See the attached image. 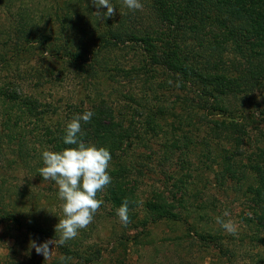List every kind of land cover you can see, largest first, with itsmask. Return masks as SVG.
Listing matches in <instances>:
<instances>
[{
  "label": "trees",
  "instance_id": "trees-1",
  "mask_svg": "<svg viewBox=\"0 0 264 264\" xmlns=\"http://www.w3.org/2000/svg\"><path fill=\"white\" fill-rule=\"evenodd\" d=\"M141 2L143 10L132 11L110 0L116 15L104 18L97 11L107 9L91 0H0V222L35 240L59 238L63 216L43 214L62 202L55 182L38 173L42 152L74 147L64 144L66 125L90 110L82 139L112 157L111 184L97 198L115 213L127 199L128 225L141 221L134 200L150 166L144 150L163 134L161 162L194 152L214 173L213 188L232 189L247 209L239 245L248 238L264 245V133L250 142L241 98L264 90V0ZM211 139L225 144L213 147ZM163 193L147 203L145 220L183 219L162 204ZM200 200L187 211L200 209ZM80 231L58 246L57 264L99 261L101 249ZM237 248L224 252L229 260ZM258 260L264 264V254Z\"/></svg>",
  "mask_w": 264,
  "mask_h": 264
},
{
  "label": "rangeland",
  "instance_id": "rangeland-1",
  "mask_svg": "<svg viewBox=\"0 0 264 264\" xmlns=\"http://www.w3.org/2000/svg\"><path fill=\"white\" fill-rule=\"evenodd\" d=\"M31 6L34 7L35 4ZM241 98L244 102L245 114L251 115L249 122L252 124L248 125L251 142L256 140L259 133H264V90L251 94L248 98ZM241 101L234 99L231 104L235 105ZM140 118L141 116L138 121ZM208 119L202 120V128H208ZM245 119L243 118L241 122L245 123ZM205 135V129H202L200 137ZM250 135L248 134L247 138ZM211 141L213 147H216L215 141H218L220 146H223L222 143L225 144L222 140L211 139ZM163 142V134H160L149 143L150 149L144 150L148 153L150 163L147 165L150 166L144 182L138 189L139 195L134 200L141 212V221L134 227L130 225L125 227L112 210L111 204L104 202L106 210L97 213L98 216L93 220L94 229L90 231L92 223L88 228L82 229L91 235L88 241L96 243V247L102 251L96 264H262L258 262L261 254H264V245L260 240L254 239L255 245H251L248 244V238L244 244L239 245L245 223L243 217L247 210L240 198L232 189L228 192L224 189L215 190L211 185L214 173L207 169V165L199 157H195L194 152L187 155L181 150L177 152L176 159L161 162ZM250 142L248 146L243 147L250 149L252 147ZM231 145L226 144L227 149H230ZM263 145L264 143L260 142L259 147ZM197 175L202 177L199 184H196ZM180 180L195 184H189L187 190L183 188ZM158 192H164L162 204L175 213L184 214L183 219L156 222L145 220L146 205L149 201H159ZM198 197L202 203L200 209L191 208L187 211L189 206L198 202ZM214 198L217 202L215 206L211 205V199ZM54 203L53 206H46L43 214L53 215L54 212H58L63 216L60 204L55 201ZM224 211L230 213L225 219H231L238 225L236 235L228 234L216 223V217L222 216ZM214 230L220 232L218 240H213L210 236ZM202 235L206 238H202ZM32 240L42 244L52 239L35 240L25 232V229L20 230L11 224L0 222V264L58 263L61 256L58 246L55 248V245H50V249L54 252L48 260H45L43 255L37 254L35 249L30 247ZM233 246L238 247L237 252L233 260H229L224 252H232Z\"/></svg>",
  "mask_w": 264,
  "mask_h": 264
},
{
  "label": "clouds",
  "instance_id": "clouds-1",
  "mask_svg": "<svg viewBox=\"0 0 264 264\" xmlns=\"http://www.w3.org/2000/svg\"><path fill=\"white\" fill-rule=\"evenodd\" d=\"M97 8H106V12L97 11L102 17H113L116 8L110 0H91ZM123 5L129 10H143L141 0H123ZM171 83V81H170ZM94 113L90 110L82 114H76L66 125L64 144L74 145L62 151L44 150L42 152L43 166L38 169L43 180H52L58 188V199L62 202L60 209L63 217L55 226L58 239L47 240L42 244L30 241V247L37 254L48 260L54 250L50 245L64 246L67 241L75 239L79 231L88 228L93 222L95 214L99 211L103 201L97 198L111 184L109 165L112 159L110 151L106 147H97L94 144H86L82 139V123L91 122ZM120 222L126 227L131 221L129 216V201L125 199L116 211ZM251 216V213H248ZM230 213L224 211L222 216L216 217V223L228 234L236 235L238 225L229 217ZM61 259H64L61 257Z\"/></svg>",
  "mask_w": 264,
  "mask_h": 264
}]
</instances>
